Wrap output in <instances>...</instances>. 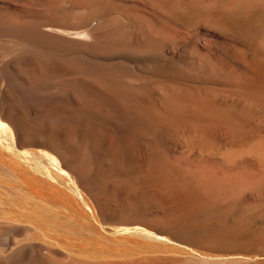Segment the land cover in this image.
Listing matches in <instances>:
<instances>
[{"label": "bare ground", "instance_id": "obj_1", "mask_svg": "<svg viewBox=\"0 0 264 264\" xmlns=\"http://www.w3.org/2000/svg\"><path fill=\"white\" fill-rule=\"evenodd\" d=\"M262 12L264 0H0V202L14 206L0 204V264H186L175 252L205 255L199 241L260 253L190 264H264V234L250 236L264 224ZM202 21L258 37L236 52L232 112L214 88L165 87L168 27ZM221 121L219 162L243 174L224 185L168 159L180 127L208 145ZM27 200L32 213L15 208Z\"/></svg>", "mask_w": 264, "mask_h": 264}, {"label": "rangeland", "instance_id": "obj_2", "mask_svg": "<svg viewBox=\"0 0 264 264\" xmlns=\"http://www.w3.org/2000/svg\"><path fill=\"white\" fill-rule=\"evenodd\" d=\"M201 23H204V25L202 26V30L200 31L201 34L199 31H197L196 33L193 32L189 27H179V26L168 27L169 30L168 34L174 40L176 39L175 41H177L176 42L177 44L175 45V48L173 50V54L175 58V63L177 64L178 68L174 71L173 77L167 82L165 87H167V89H171L173 87L179 86L178 87L179 89L186 91L189 90L191 92L198 90L202 91L200 90L202 88L203 91H206L209 88H214L220 93L219 102L227 106L232 112L234 109L232 102L233 95L234 92L236 93L234 83L238 79V77L240 78L243 75L244 72V68H242L239 64H237L235 60L236 52L240 48L245 47V45L253 46L254 44H256L258 37L254 33H248L239 28L216 29V27L206 22L202 21ZM257 26L260 27V30L264 29V18L261 22L257 23ZM180 77H181V81H180ZM175 79L177 80V82H175L176 81ZM173 83L175 84V86ZM182 86L183 88H181ZM247 89L248 88L245 86V84L241 87V91L243 92L247 91ZM153 104L160 110V106H161L160 98L158 97L153 98ZM239 112L240 111L235 110V113L239 114ZM219 123L221 125L218 124L212 127V131H210V135L212 134L210 140L211 143L209 142L208 145H203L200 143L190 144L184 141L185 139L182 140L181 135L185 134L184 131L186 128L180 127L177 131L179 135H175L171 137V139H169L168 142L166 143L168 159L174 164L178 165L179 168L183 169L186 172L196 171L197 173L207 176L208 178H211L214 181L224 185L230 183L232 178L235 176L234 174L237 173L236 172L237 169H239L240 172H242L243 174L244 170H242L241 167H240L241 169L238 167L234 169L235 167L231 165H224L221 162H219L221 158V151H223L232 144V140L229 137L230 127H227L226 124H223L224 121H221ZM247 129L251 134H256L258 132V126L254 121L247 122ZM252 171H253V164H251L250 167H247V172L251 173ZM224 191H227V189H224ZM3 197L7 198L6 196ZM18 200L21 199L18 198ZM6 203L8 204L7 205L8 208H14V206L13 205L11 206L8 200L5 203L0 202V204H4L3 205L4 207H7L5 205ZM21 205L22 208H20V206H15V208L20 209L25 213H32L33 206L30 204L28 200L23 201ZM1 208L2 207L0 205V211H2ZM154 210H155L154 211L155 215H158L159 208L155 207ZM254 232L255 233L250 236L260 241L261 240L259 239L260 236L264 234V224L258 226L257 230ZM178 233L182 235L185 234V232H181V231H179ZM203 242L204 244H202ZM198 243L202 244V245L199 244L200 250L202 248L201 251L204 252L207 257H205V255H199L198 253L194 255L192 254L189 255L190 253L186 252L185 250H182L181 248L180 249L182 250V252L180 251V249H177L180 252L179 251L175 252L177 250L174 249L173 253L171 252L170 254H174L175 252L174 255L176 256H179L181 258L184 256L183 257L184 262L187 261L186 264H190L191 259L193 261V258H195L198 261L208 263L210 262V259L211 261H213L214 259H215L214 261H219V259L224 258L225 255L227 258L229 256L240 257L244 253L250 255H255L257 253H260V251L258 250L260 246L257 244L251 248L253 250L248 251L249 248H247V250H240V249L221 247L220 244H214V245L210 243L207 244L205 241H199ZM209 254L212 255L209 256ZM208 256L210 257V259H208L209 258ZM230 263L228 262V264Z\"/></svg>", "mask_w": 264, "mask_h": 264}]
</instances>
